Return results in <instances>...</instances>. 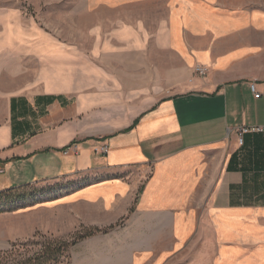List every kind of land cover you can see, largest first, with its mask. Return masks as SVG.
Masks as SVG:
<instances>
[{"label":"crops","instance_id":"1","mask_svg":"<svg viewBox=\"0 0 264 264\" xmlns=\"http://www.w3.org/2000/svg\"><path fill=\"white\" fill-rule=\"evenodd\" d=\"M31 55L29 89L0 87V193L112 175L78 192L80 219L122 222L80 264H264V133H241L264 126V6L173 0L153 30Z\"/></svg>","mask_w":264,"mask_h":264},{"label":"rangeland","instance_id":"2","mask_svg":"<svg viewBox=\"0 0 264 264\" xmlns=\"http://www.w3.org/2000/svg\"><path fill=\"white\" fill-rule=\"evenodd\" d=\"M172 1L0 0V61L5 60L7 67L6 75L0 77L1 90L9 95L29 89L31 73L37 72L32 69L31 60L37 59L31 55L32 48L45 45L47 37L90 50L122 24L142 23L153 30L167 17ZM239 1L264 6V0ZM109 178L112 175L95 173L79 181L80 185L60 180L28 186L9 198L1 196L0 256L15 247L18 252L12 258L27 259L41 255L47 247L55 249L56 243L72 241L78 242L70 248L69 258H59V264H80L87 253L102 255L122 222L91 226L86 222L90 219H80L76 202L82 186ZM94 230L100 232L87 236Z\"/></svg>","mask_w":264,"mask_h":264},{"label":"trees","instance_id":"3","mask_svg":"<svg viewBox=\"0 0 264 264\" xmlns=\"http://www.w3.org/2000/svg\"><path fill=\"white\" fill-rule=\"evenodd\" d=\"M28 186H23L18 189H11L6 192L0 193L1 196L8 197L12 196L13 194L18 193L19 191H22L26 189ZM97 232H100L98 230H94L93 232L89 233L87 236H92L96 234ZM84 236L78 237L77 239H82ZM78 241H72L70 243H56V248L51 250L50 247L45 248L44 250H41V255H33L32 257H28L27 259H16L12 258V255L14 253L18 252V249L13 247L10 251L2 254L0 256V264H59L60 260L59 258L64 257V255L69 254V250L72 246H74Z\"/></svg>","mask_w":264,"mask_h":264},{"label":"built area","instance_id":"4","mask_svg":"<svg viewBox=\"0 0 264 264\" xmlns=\"http://www.w3.org/2000/svg\"><path fill=\"white\" fill-rule=\"evenodd\" d=\"M194 72L196 74H198L201 77H205L206 75V69L201 68V67H196L194 69ZM252 93L254 94V98L258 99L261 96V93L258 92L256 90V86L255 85H251L250 86ZM245 132H251V133H264V126H256V127H248V128H243L241 130V133H245ZM107 147L103 146L100 149V153L102 154H107Z\"/></svg>","mask_w":264,"mask_h":264}]
</instances>
